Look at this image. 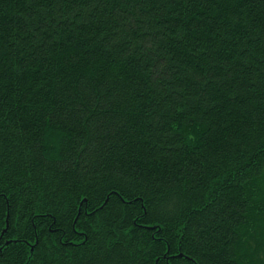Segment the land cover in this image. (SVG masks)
I'll list each match as a JSON object with an SVG mask.
<instances>
[{"label": "trees", "instance_id": "16d2710c", "mask_svg": "<svg viewBox=\"0 0 264 264\" xmlns=\"http://www.w3.org/2000/svg\"><path fill=\"white\" fill-rule=\"evenodd\" d=\"M0 264H264V0H0Z\"/></svg>", "mask_w": 264, "mask_h": 264}]
</instances>
